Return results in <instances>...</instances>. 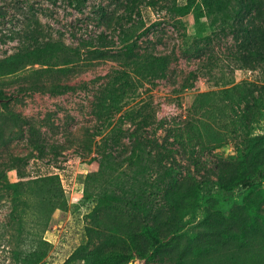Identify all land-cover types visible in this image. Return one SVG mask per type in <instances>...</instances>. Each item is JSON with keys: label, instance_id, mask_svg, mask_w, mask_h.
<instances>
[{"label": "rangeland", "instance_id": "obj_1", "mask_svg": "<svg viewBox=\"0 0 264 264\" xmlns=\"http://www.w3.org/2000/svg\"><path fill=\"white\" fill-rule=\"evenodd\" d=\"M237 1L0 0V264H142L150 212L264 149ZM185 204L157 260L264 264V180Z\"/></svg>", "mask_w": 264, "mask_h": 264}, {"label": "trees", "instance_id": "obj_2", "mask_svg": "<svg viewBox=\"0 0 264 264\" xmlns=\"http://www.w3.org/2000/svg\"><path fill=\"white\" fill-rule=\"evenodd\" d=\"M76 2L85 3V0H76ZM207 5L212 6L210 3ZM235 14L236 24L233 25L232 30L235 33L236 41L240 43L238 59L249 67H254L255 63L264 64V0H239ZM243 157L247 167L242 171L232 169L228 174L223 173L218 176V180L193 179V182H187L190 179L185 181L187 186L181 184L188 188L192 194L187 192L182 203L176 201L175 208H172V211L175 209L172 216L167 213L166 218L155 222L156 216L150 212L140 235L143 246L139 250L138 257L142 259V264H174V260H157V257L159 254L165 253L166 259H170L171 254L178 248L181 239L176 235L170 237V231L175 230L179 223L177 211L186 208L185 202L188 199L213 196L218 191L229 192L237 187L251 190L257 186L259 181L264 180V149L257 152L254 150L242 152L240 158ZM232 166L234 165L232 164ZM173 177L174 179L179 178V176ZM150 200L152 199L148 198L142 207L148 209L146 204Z\"/></svg>", "mask_w": 264, "mask_h": 264}, {"label": "built area", "instance_id": "obj_3", "mask_svg": "<svg viewBox=\"0 0 264 264\" xmlns=\"http://www.w3.org/2000/svg\"><path fill=\"white\" fill-rule=\"evenodd\" d=\"M251 73V72H250Z\"/></svg>", "mask_w": 264, "mask_h": 264}]
</instances>
